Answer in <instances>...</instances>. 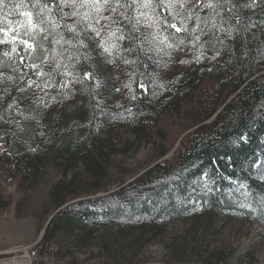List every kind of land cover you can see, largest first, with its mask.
<instances>
[{
    "label": "trees",
    "instance_id": "16d2710c",
    "mask_svg": "<svg viewBox=\"0 0 264 264\" xmlns=\"http://www.w3.org/2000/svg\"><path fill=\"white\" fill-rule=\"evenodd\" d=\"M235 2L247 3L250 0ZM25 3L29 7L15 8V5ZM31 3L32 0H3L0 7L4 13L15 14L32 11ZM239 14L244 19L237 25L240 31L230 41L234 45L232 54H220L215 60L204 59L196 63L193 59L195 52L191 50V61L196 66L192 70V96L186 111L193 118L191 126L195 127L185 134L182 147L168 160L156 163L140 178L115 193L87 197L61 208L46 227L42 238L53 241L63 228L64 234L59 238V254L62 257L71 256L73 260L82 247L98 238L101 239L98 253L110 261L124 258L128 249L137 256L162 233V226L180 219L196 218L200 213L206 214L203 218L206 222L236 214L264 223V166L257 164L258 161L264 164V71L261 72L264 67V29L260 25V21L264 20V4L257 0L254 10L241 9ZM252 23L257 27H245ZM123 47L127 48L129 44L125 42ZM7 50L10 49H0ZM123 55L126 59L136 60L135 64H129L131 72L135 73L132 75L131 91L136 99L128 100L122 113L138 121L143 119L146 127L165 146L161 155H166L185 127L180 130L172 127L177 123V105L168 112H157V101L161 97L155 81L158 70L157 63H154L156 54L146 56L138 52H124ZM205 55L211 57L215 53L206 49ZM0 59L7 64L12 63L7 58ZM16 59L18 62L19 58ZM28 62L26 57L25 63ZM9 69L0 68L5 77H13L12 81L4 79L0 83V201L6 203L11 199L7 187H20L26 174L38 167L32 163L35 152L28 144L32 139L29 129L31 122L23 116L35 112L32 106L16 108L24 118L21 124L23 128L18 134L13 137L11 133H2L3 124L12 118L15 111L18 89L26 86L29 77L36 80L31 69H23L28 73L24 80H20V72H10ZM74 72H79L81 78L84 73L93 74L94 78L84 83L89 96L86 107L81 115L73 117L67 112L69 105L65 104L64 114L58 113L53 117L50 135L55 139L54 150L59 156L74 159L83 149L85 170L98 176L104 163L96 152L99 147L96 140L98 111L93 108L92 97L96 70L91 58L82 60ZM61 79L60 76L56 77L57 84ZM140 83L145 84L147 92L139 87ZM225 86L228 88L223 93ZM231 95L229 103L216 114L219 104H223ZM10 104L11 108L8 107ZM90 154L96 158L91 160ZM241 184L246 187L240 188ZM63 187V183H59L58 189L54 188L49 194L57 201L56 208L67 201L59 196ZM244 192L250 194L245 197ZM245 204L250 207H243ZM104 225L118 227L120 236H114L112 231L100 232L99 235ZM145 226H149V232ZM138 228L141 232L136 236L134 230ZM128 231L129 238L132 236L136 245H124ZM145 233L149 234L146 238Z\"/></svg>",
    "mask_w": 264,
    "mask_h": 264
},
{
    "label": "rangeland",
    "instance_id": "374dc122",
    "mask_svg": "<svg viewBox=\"0 0 264 264\" xmlns=\"http://www.w3.org/2000/svg\"><path fill=\"white\" fill-rule=\"evenodd\" d=\"M192 3H195V0H192ZM188 6L191 7L192 4ZM21 12L4 13L0 7V27L15 28L18 21L26 19L20 15ZM8 21H12V24L9 25ZM231 40L226 39L225 43L229 48L222 50L221 54H232L234 45ZM37 43L47 46L42 36L37 37ZM189 49L190 46L185 47L183 51L173 52L172 62L167 68H164L162 63L157 64L155 81L158 85V95L161 97L157 101V112H168L177 105L179 110L175 116L177 123L172 127L175 130L185 127L178 135L173 148L166 155H161L165 146L161 144L157 135L146 127L143 119L138 121L122 113L126 102L132 96V91L125 87L126 84H131L132 80V76L129 75L132 73L130 65L123 64L119 58H116L115 64L107 63L111 57L99 56L98 50L89 45L91 60L96 70L92 90L93 108L98 111L96 140L99 147L96 152L101 155V162L104 163L103 170L98 176L85 170L83 149L74 159L59 156L54 150L55 139L50 135L53 117L58 113L64 114L65 104L69 105L67 112L73 114V117L84 112L89 97L84 84L74 83L69 89L63 90L59 87L46 89L47 95L35 86L28 88L26 84L22 87L25 91H19L16 95L13 119L3 124L2 133H11L13 137L18 134L23 128L21 124L24 118L16 108L19 110L32 106L35 112L23 116L29 118L31 122L29 129L32 139L28 144L35 152L32 163L40 168L37 167L34 172L27 173L20 187L8 186L10 201L7 203L0 201V252L7 251L12 246L30 245L43 240L46 227L61 208L87 197L115 193L121 187L140 178L156 163L168 160L182 147L185 134L195 127L191 126L193 118L187 114L186 107L192 96L190 81L194 77L192 70L196 63H179L181 60L191 61L192 54ZM44 55L45 53L37 48L31 62L40 64ZM162 59L164 62L169 60L168 57ZM155 60H161V57L156 55ZM9 70L12 72L11 68ZM263 71L262 66L261 72ZM97 81L101 82L99 88L95 87ZM227 88L228 86H225L222 92L225 93ZM64 92H68L67 97ZM53 96L57 97L56 101L52 100ZM231 98L232 95L223 104H219L216 114ZM45 104L48 107H44ZM12 126L15 129H12ZM14 147L17 149L16 144ZM89 158L94 160L96 157L90 154ZM59 183H63L64 186L59 196L68 202L56 208L57 201L49 194ZM204 215L206 214L200 213L196 218L180 219L162 226V233L137 256L132 255L133 250L128 249L124 258L110 261L102 253H98L100 238L93 239V243L82 247L73 260L71 256L62 257V254L59 256L63 259V264H264V223L236 214L206 222L203 221ZM197 218L198 220H194ZM148 227H144L147 232ZM105 231H112L114 236H120L118 227L104 225L98 234ZM134 232L138 236L141 231L138 228ZM62 234L63 228L53 241L48 242H53L61 248L59 238ZM125 235V246L136 245L133 237L129 238V231ZM148 235L145 233L144 238Z\"/></svg>",
    "mask_w": 264,
    "mask_h": 264
},
{
    "label": "snow or ice",
    "instance_id": "6c2138e0",
    "mask_svg": "<svg viewBox=\"0 0 264 264\" xmlns=\"http://www.w3.org/2000/svg\"><path fill=\"white\" fill-rule=\"evenodd\" d=\"M259 2L264 4V0ZM0 4H3V0H0ZM189 4L192 6L189 7ZM22 6L29 7L25 3L17 4L15 8ZM256 7L257 0L247 3H237L235 0H195V3L192 0H32V11L20 13L25 20L18 21L15 28L0 27V49H10L0 51V57L12 61L7 64L4 59H0V68L9 67L14 72H20V80L28 75L23 69H31L36 80L29 77L27 87L35 86L47 95L46 89H69L74 83L84 84L94 78L92 73H84L81 78L79 72H74L82 60L91 58L89 45L98 50L99 56L111 57L106 61L111 64L116 63V58H120L125 65L136 63V60L124 58V52H138L146 56L155 53L161 60L154 63H162L167 68L172 62L173 52L183 51L189 46V50L195 52L193 59L196 63L204 59L215 60L222 50L229 48L225 39H233L234 34L240 31L237 25L244 19L239 14L240 10H254ZM8 24L11 25L12 21H8ZM260 25L264 29V20L260 21ZM245 27L251 29L257 25L252 23ZM181 33L183 35H178ZM38 36L43 37L47 46L37 43ZM125 42L129 47H123ZM37 48L45 53L40 64L31 63ZM206 49L215 55L207 57ZM26 57L29 61L27 64ZM163 57L169 60L164 62ZM192 62L179 61L181 64ZM57 76L62 78L59 84ZM4 79L12 81L13 77H5L0 72V83ZM100 86L101 82L97 81L95 87ZM125 87L131 91L130 83ZM139 87L145 92L148 90L143 83ZM18 90L25 91L24 88ZM64 95L67 97L68 92H64ZM131 99H136V96L132 95ZM52 100L56 101L57 97L53 96ZM257 164L264 166L259 161ZM245 187L240 185V188ZM249 194L243 193L245 197ZM242 206L250 207L247 204Z\"/></svg>",
    "mask_w": 264,
    "mask_h": 264
},
{
    "label": "built area",
    "instance_id": "2783aa9c",
    "mask_svg": "<svg viewBox=\"0 0 264 264\" xmlns=\"http://www.w3.org/2000/svg\"><path fill=\"white\" fill-rule=\"evenodd\" d=\"M47 248H54V255H47ZM13 260L23 261L22 264H61L59 247H49L43 240L30 245L12 246L7 251L0 252V264Z\"/></svg>",
    "mask_w": 264,
    "mask_h": 264
},
{
    "label": "bare ground",
    "instance_id": "6f19581e",
    "mask_svg": "<svg viewBox=\"0 0 264 264\" xmlns=\"http://www.w3.org/2000/svg\"><path fill=\"white\" fill-rule=\"evenodd\" d=\"M44 244H49V247H57V245L53 242L44 241ZM47 255H54V248H47ZM59 259H61V264H63L64 261L62 260V258H60V256ZM22 263L24 262L19 260H13V261H9L7 264H22Z\"/></svg>",
    "mask_w": 264,
    "mask_h": 264
}]
</instances>
